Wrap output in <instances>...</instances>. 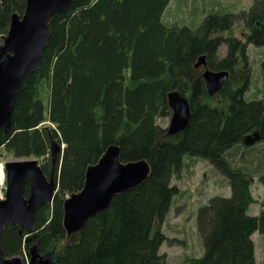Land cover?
Returning a JSON list of instances; mask_svg holds the SVG:
<instances>
[{
	"label": "trees",
	"instance_id": "16d2710c",
	"mask_svg": "<svg viewBox=\"0 0 264 264\" xmlns=\"http://www.w3.org/2000/svg\"><path fill=\"white\" fill-rule=\"evenodd\" d=\"M169 2L75 0L50 18L41 61L20 85L9 130H0V151L36 158L46 176L54 171L57 188L35 211L32 230L6 223L0 235L5 257L37 242L52 264H167L160 246L168 240L162 224L177 193L171 179L186 157H198L226 178L230 195H214L197 208L203 252L192 264H255L252 235H264V197L257 215L248 210L254 176L264 185V162L237 160L230 150L254 131L264 140V99L245 98L251 80L246 46L264 45V0L238 12L217 9L195 28L164 21ZM25 5L0 0V36ZM236 21L247 30L245 40L231 35ZM223 44L225 54L218 56ZM202 54L209 69L229 72L213 95L194 67ZM260 67L264 84V61ZM171 91L190 105L188 125L172 135L156 122L172 112ZM53 142L62 146L55 159ZM110 145L119 146L122 161L145 159L149 174L67 236L64 200L82 189L87 167Z\"/></svg>",
	"mask_w": 264,
	"mask_h": 264
},
{
	"label": "water",
	"instance_id": "95a60500",
	"mask_svg": "<svg viewBox=\"0 0 264 264\" xmlns=\"http://www.w3.org/2000/svg\"><path fill=\"white\" fill-rule=\"evenodd\" d=\"M75 0H26L23 14L13 12L7 35L0 45V130L7 132L17 92L25 76L35 72L49 38V20L65 12ZM195 68L202 67V78L209 95L218 92L228 80L227 70H211L206 55H199ZM171 109L167 133L182 131L190 119L188 99L178 91L167 94ZM260 139L258 131L243 137L245 145ZM118 145H110L99 160L87 167L81 190L67 196L63 203V225L67 236L79 231L94 214L105 210L112 197L144 181L150 171L145 159L122 161ZM33 164H29L28 162ZM36 158L10 157L5 160V199L0 200V235L7 222L32 230L34 213L43 203H49L57 188L56 178L46 182ZM54 173L52 170L51 174ZM50 174V175H51ZM55 174V173H54ZM29 184L28 197L24 196ZM3 255L0 242V264H20ZM36 256L30 264H39Z\"/></svg>",
	"mask_w": 264,
	"mask_h": 264
},
{
	"label": "rangeland",
	"instance_id": "374dc122",
	"mask_svg": "<svg viewBox=\"0 0 264 264\" xmlns=\"http://www.w3.org/2000/svg\"><path fill=\"white\" fill-rule=\"evenodd\" d=\"M252 2L253 0H170L163 13V19L168 23L178 22L195 28L210 12L221 8L233 12L247 10ZM246 32L242 21L234 22L231 35L245 40L244 33ZM0 38L1 45L3 36ZM225 51L226 45L223 44L217 51L218 56H223ZM246 53L251 65V80L245 98L247 100L264 99V84L260 67L261 62L264 61V45L247 44ZM200 69L202 70V67ZM46 91V85H42L41 97L45 104ZM170 117L171 113L168 116L158 117L156 122L162 127H167ZM43 124L50 125L49 122ZM61 148L62 146L57 142H53L51 153L54 159ZM235 153H237V160L243 158L254 163L264 162V140H258L251 145L243 144L239 148L235 147L230 150L231 155ZM10 157L13 156L3 150L0 151V165L5 167V160ZM36 165H39L38 161H36ZM50 176L55 177V174L52 173ZM43 177L46 182H50V177L45 175ZM171 184L177 187V193L173 197L169 213L162 224V230L168 240L161 244L160 253L166 256L167 264H192L191 259L200 256L203 252L202 240L196 222L197 208L214 195L229 196L230 188L226 178L213 165L198 157H186L182 170L178 175L172 177ZM6 188L5 173L4 181L0 184V200L5 199ZM251 191L253 202L248 212L251 215H257L260 210V202L264 197V185L258 181L256 176L253 178ZM252 239L255 246V264H264V235L254 232ZM34 256L39 260V264H52L50 254L40 253L37 243L10 257L9 260L12 262L16 258L20 264H30Z\"/></svg>",
	"mask_w": 264,
	"mask_h": 264
},
{
	"label": "bare ground",
	"instance_id": "6f19581e",
	"mask_svg": "<svg viewBox=\"0 0 264 264\" xmlns=\"http://www.w3.org/2000/svg\"><path fill=\"white\" fill-rule=\"evenodd\" d=\"M29 164H33L31 161L28 162ZM4 165H0V184L4 181Z\"/></svg>",
	"mask_w": 264,
	"mask_h": 264
},
{
	"label": "flooded vegetation",
	"instance_id": "af4514ba",
	"mask_svg": "<svg viewBox=\"0 0 264 264\" xmlns=\"http://www.w3.org/2000/svg\"><path fill=\"white\" fill-rule=\"evenodd\" d=\"M45 175V174H44ZM46 176V175H45ZM48 177V176H47ZM50 177V176H49ZM28 186V189H29V184L27 183L26 185H25V188ZM25 190V189H24ZM25 196V195H24ZM37 243V242H36Z\"/></svg>",
	"mask_w": 264,
	"mask_h": 264
}]
</instances>
